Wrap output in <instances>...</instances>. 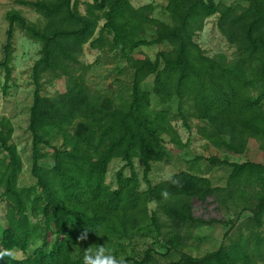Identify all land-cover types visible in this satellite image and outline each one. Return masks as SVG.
I'll list each match as a JSON object with an SVG mask.
<instances>
[{
	"label": "trees",
	"instance_id": "16d2710c",
	"mask_svg": "<svg viewBox=\"0 0 264 264\" xmlns=\"http://www.w3.org/2000/svg\"><path fill=\"white\" fill-rule=\"evenodd\" d=\"M166 1L168 20L149 14L153 4L137 7L132 0L85 1V13L81 0H20L45 17L43 28L17 11L8 14L10 27L0 60L6 71L5 90L12 78L17 23L40 42L41 49L33 67L29 123L36 185L20 186L24 162L17 145L10 142L15 127L8 118L0 123V198L7 201L0 252L14 254L0 257V264H82L86 248H111L117 238L133 239L150 223L161 228L160 213L169 220L166 250L177 257L162 263L150 247L141 258L125 257L126 264H257L264 259V162L196 158L230 166L226 186L214 185L210 176L191 170L156 184L150 179L153 164L170 156L169 139L178 147L185 145L173 126L171 110L152 107L153 93L162 105L178 100L185 125L192 132L189 116L202 122L198 133L217 149L243 155L252 139L264 149V92H254L257 83L264 86V0H249L248 6L216 0ZM214 15L235 48L231 60L225 54L208 55L196 40ZM147 26L155 29L153 39L142 36ZM87 43L95 49L120 50L127 59L133 70L127 98L119 102L93 91L86 79L91 66L80 60ZM161 44L168 48L155 58L134 54L141 47ZM150 76L152 91L143 87ZM60 79L66 81L62 90L43 93L47 84ZM186 101L192 102L190 114L185 112ZM59 136L63 142L57 146L53 139ZM46 158L50 160L43 161ZM115 159L124 162L116 188L107 181ZM136 159L144 166L143 179ZM142 180L147 184L143 190ZM210 197L221 207L251 211L247 224L251 232L196 256L185 251L187 237L196 227L221 222L195 215L194 200ZM31 214L43 223L33 222ZM95 225L105 234L98 235ZM85 232L87 239L81 240Z\"/></svg>",
	"mask_w": 264,
	"mask_h": 264
},
{
	"label": "rangeland",
	"instance_id": "374dc122",
	"mask_svg": "<svg viewBox=\"0 0 264 264\" xmlns=\"http://www.w3.org/2000/svg\"><path fill=\"white\" fill-rule=\"evenodd\" d=\"M36 1V0H29ZM85 1L81 0L80 10L86 12ZM227 4L245 5L250 4L249 0H216ZM133 5L139 7L146 4H153L154 11L149 13L158 18L168 20L169 15L165 11L166 0H132ZM17 11L21 13L29 23L36 24L43 28L47 22L45 17L35 10L32 6L20 3V0H0V60L4 57V46L7 43L8 29L10 22L8 14ZM218 15L210 17L205 24V28L197 36L196 40L210 56L225 54L231 60L235 53V48L228 42L218 27ZM103 23V22H102ZM101 23V24H102ZM153 26H147L142 30L144 38L153 39L155 34ZM168 48V45H152L141 47L134 52L138 58L149 55L155 58L156 54ZM41 44L39 41L30 38L27 33L16 24L15 35L13 39V50L11 66L13 68L12 78L8 82L7 90L4 89L6 84V71L0 68V123L4 118L12 121L15 131L11 143H15L21 153L24 162V169L20 178V186L30 187L36 185V179L32 174L33 165V136L29 129L30 109L34 100L35 85L33 81V67L40 57ZM81 63L90 65L86 73V79L95 92L106 93L115 97L120 102L121 98H127L133 81V70L130 68L127 59L122 55L120 50L95 49L87 43L84 47V53L80 57ZM64 79L55 80L45 86L43 93L54 95L57 91L65 87ZM154 76H150L144 83L143 87L153 90ZM255 94L264 92L263 84L257 83ZM178 100L169 105H162L157 96L153 93L152 107L156 110L169 108L171 110L172 123L175 130L182 138L183 147H178L172 141L167 142L170 156L164 162H155L150 179L153 184L168 179L172 174L182 171L191 170L194 173L210 176L214 185L226 186L231 167L228 165L212 164L208 159H196L199 156L209 158L212 156L221 159H229L232 162H244L252 160L264 162V149L262 143L255 139L250 140L247 151L243 155H235L221 151L211 145L197 131L198 125L202 122L192 116H189L188 122L192 126V132L185 125L183 117L178 113ZM192 102L186 101L185 112L190 114L192 111ZM175 114H177L176 117ZM1 127V126H0ZM63 142V137L59 136L53 139V144L59 146ZM50 153L52 148H47ZM0 153L3 150L0 146ZM50 160L44 159L43 161ZM136 169L143 179V164L139 159L135 161ZM124 162L115 159L108 173L107 181L112 187H117L118 171L123 167ZM129 175L130 169L125 170ZM147 188V184L142 180L141 189ZM194 212L196 216L204 219H218L221 222L204 224L196 227L192 234L187 237L188 245L185 251L202 256L207 252L218 249L222 244L229 245L231 242L240 238V235L247 236L251 232L248 227V220L251 211H241V207L231 205L230 208L221 207L210 197L207 201L194 200ZM156 205L152 204V208ZM7 201L0 198V230L5 223ZM33 222L43 223L41 217L31 214ZM235 220V222H232ZM161 228L154 223H150L142 228L138 235L133 239L117 238L111 244V249L117 252V256L125 258L133 256L141 258L147 249L154 247V255L162 262L169 263L177 255L168 253L166 250L165 232L168 230L169 220L160 213ZM261 231V230H260ZM264 234V231H261ZM93 247H97L94 245ZM22 256V253H18ZM129 264H134L130 262ZM257 264H264V259L257 261Z\"/></svg>",
	"mask_w": 264,
	"mask_h": 264
},
{
	"label": "clouds",
	"instance_id": "9594fccd",
	"mask_svg": "<svg viewBox=\"0 0 264 264\" xmlns=\"http://www.w3.org/2000/svg\"><path fill=\"white\" fill-rule=\"evenodd\" d=\"M95 231L98 235L105 234L104 229H98L96 225ZM80 239H87V232ZM4 255L14 256L13 253L7 251L0 252V257ZM82 264H126V260L122 257H117L111 248L101 245L99 247L86 248L82 256Z\"/></svg>",
	"mask_w": 264,
	"mask_h": 264
}]
</instances>
